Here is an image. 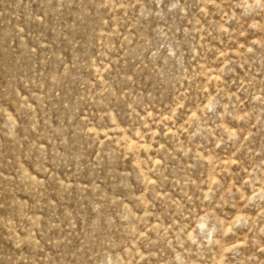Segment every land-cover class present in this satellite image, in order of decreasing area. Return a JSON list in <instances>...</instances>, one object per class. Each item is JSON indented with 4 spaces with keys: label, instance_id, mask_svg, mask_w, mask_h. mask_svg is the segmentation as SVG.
<instances>
[{
    "label": "rangeland",
    "instance_id": "1",
    "mask_svg": "<svg viewBox=\"0 0 264 264\" xmlns=\"http://www.w3.org/2000/svg\"><path fill=\"white\" fill-rule=\"evenodd\" d=\"M0 264H264V0H0Z\"/></svg>",
    "mask_w": 264,
    "mask_h": 264
}]
</instances>
